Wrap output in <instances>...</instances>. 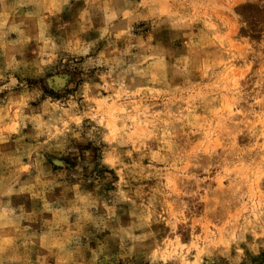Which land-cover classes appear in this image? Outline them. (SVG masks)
I'll list each match as a JSON object with an SVG mask.
<instances>
[{
    "label": "clouds",
    "instance_id": "obj_1",
    "mask_svg": "<svg viewBox=\"0 0 264 264\" xmlns=\"http://www.w3.org/2000/svg\"><path fill=\"white\" fill-rule=\"evenodd\" d=\"M0 264H264V0H0Z\"/></svg>",
    "mask_w": 264,
    "mask_h": 264
},
{
    "label": "rangeland",
    "instance_id": "obj_2",
    "mask_svg": "<svg viewBox=\"0 0 264 264\" xmlns=\"http://www.w3.org/2000/svg\"><path fill=\"white\" fill-rule=\"evenodd\" d=\"M243 11H247V9H244ZM72 82V76L68 73H61L56 72L54 74H50L47 78V84L46 87L49 92L56 95L60 92H63L65 89L68 88L69 84ZM53 167H60L61 164L57 161H53Z\"/></svg>",
    "mask_w": 264,
    "mask_h": 264
}]
</instances>
